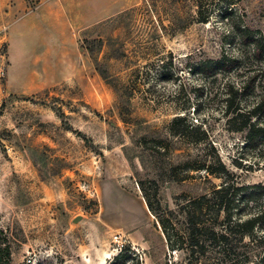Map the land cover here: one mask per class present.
Segmentation results:
<instances>
[{"label":"rangeland","instance_id":"rangeland-1","mask_svg":"<svg viewBox=\"0 0 264 264\" xmlns=\"http://www.w3.org/2000/svg\"><path fill=\"white\" fill-rule=\"evenodd\" d=\"M234 23L264 36V0H0V243L10 264H109L124 247L142 264L229 260L168 248L162 226L184 237L186 209L206 195L203 219L219 230L212 193L223 186L246 214L264 205L235 192L264 184V145L248 146L226 112L239 71H196L239 52ZM261 92L235 102L248 110ZM255 238L249 264H264Z\"/></svg>","mask_w":264,"mask_h":264},{"label":"trees","instance_id":"trees-1","mask_svg":"<svg viewBox=\"0 0 264 264\" xmlns=\"http://www.w3.org/2000/svg\"><path fill=\"white\" fill-rule=\"evenodd\" d=\"M227 3L224 15L234 7L231 6L233 2ZM233 28L237 33L239 52L223 53L217 59L201 61L196 67V71L204 76H212L218 72L239 71L237 75L241 77V85L235 87L229 84L226 87V112L230 114L231 120L241 122L242 129L246 130V143L251 148H255L264 145V36L259 29L251 28L247 24L234 23ZM256 87H260L262 92L258 94L248 110L241 109L240 99L236 103V98L253 95ZM205 170L212 173L208 166H205ZM227 190L228 187L223 186L212 193L215 196L214 199L219 203L215 213L216 217L220 212L224 215L219 230L215 229L213 222L209 223L203 219L204 214L208 211L204 202H210L209 196L203 195L199 198L201 201L198 204L192 202L191 208L186 209L190 224L184 237L177 233L174 234L166 226H162L168 248L184 249L187 247L192 253L197 252L200 255H206L208 249H212L222 257L229 258V260L224 258L227 261L224 262L225 264H249L251 255L247 250L248 242L255 241V237H259V240L264 238L257 234L258 230L264 231V205L256 213L246 214L242 209L244 206H231L230 202L225 200ZM237 191L241 201L246 196L264 200V184L262 183L250 187H237L235 192ZM145 200L150 208L149 200L147 198ZM233 208H236V217H233ZM232 236L233 238H231ZM245 238H248L247 242ZM2 241L0 243V264H10L9 242L6 239ZM258 255L264 262V250ZM109 264H142V262L140 256L130 247H124Z\"/></svg>","mask_w":264,"mask_h":264},{"label":"built area","instance_id":"built-area-1","mask_svg":"<svg viewBox=\"0 0 264 264\" xmlns=\"http://www.w3.org/2000/svg\"><path fill=\"white\" fill-rule=\"evenodd\" d=\"M114 241H116L117 243H119V242H120V240H119L118 236H114Z\"/></svg>","mask_w":264,"mask_h":264},{"label":"water","instance_id":"water-1","mask_svg":"<svg viewBox=\"0 0 264 264\" xmlns=\"http://www.w3.org/2000/svg\"><path fill=\"white\" fill-rule=\"evenodd\" d=\"M79 218H76L75 220H78Z\"/></svg>","mask_w":264,"mask_h":264}]
</instances>
